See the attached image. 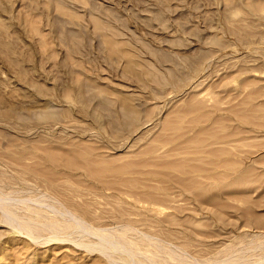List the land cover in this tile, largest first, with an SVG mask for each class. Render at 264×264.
<instances>
[{"label":"rangeland","instance_id":"374dc122","mask_svg":"<svg viewBox=\"0 0 264 264\" xmlns=\"http://www.w3.org/2000/svg\"><path fill=\"white\" fill-rule=\"evenodd\" d=\"M0 25V264H264V0H0Z\"/></svg>","mask_w":264,"mask_h":264},{"label":"bare ground","instance_id":"6f19581e","mask_svg":"<svg viewBox=\"0 0 264 264\" xmlns=\"http://www.w3.org/2000/svg\"><path fill=\"white\" fill-rule=\"evenodd\" d=\"M4 23V22H3ZM1 25H2V22H1ZM1 25H0V27H1ZM4 25H2V27H3ZM4 28V27H3ZM3 28H0V36L3 38V36H4V34H3V30H5V29H3ZM3 29V30H2ZM5 38V37H4ZM66 150V149H65ZM68 151V150H67ZM66 151V152H67ZM66 155V154H65ZM61 184V183H60ZM56 185V184H55ZM59 185V184H58ZM2 193H4L3 191H2ZM63 193V192H62ZM65 194V193H64ZM66 195V194H65ZM57 196V195H56ZM0 197H2V196H0ZM6 197V196H5ZM5 197H3L2 198V201L4 200V198ZM69 197H71V196H69ZM65 199V198H64ZM69 202H71V201H69ZM81 202V201H80ZM2 203L3 202H0V207L2 208ZM65 203V202H64ZM4 204V203H3ZM83 205V204H82ZM46 206V205H45ZM76 206H78V205H76ZM64 207V206H63ZM63 207H61L60 205H57V204H55V205H51L50 207H48L47 208V206H46V208L49 210V211H47V212H49V213H51V215L52 214H55V215H58V216H66L65 218H67L66 220L67 221H69L68 219H70V220H73V222L74 223H71L73 226H71V224H70V228H71V231H75V230H73V229H75V226H79V227H85V223H86V221H84V220H82V219H80L81 217L80 216H78V214L76 215L74 212L73 213H71V212H68V214L67 213H62V211H61V209H63ZM14 208V207H13ZM31 208H32V206H31ZM35 208H37V207H35ZM66 208V207H65ZM69 208V207H68ZM79 208V207H78ZM15 209V208H14ZM3 210H6V209H3ZM37 210V209H36ZM70 210V209H69ZM74 210V209H73ZM6 211H8L9 213H10V211H12L11 209L9 210V209H7ZM14 212H18L19 210H13ZM12 211V212H13ZM38 211H40V210H38ZM82 211V210H81ZM19 212H21V211H19ZM31 212H32V210H31ZM79 212V211H78ZM77 212V213H78ZM36 213V212H35ZM39 213V212H38ZM41 213V212H40ZM39 213V214H40ZM92 213V212H91ZM32 214V215H31ZM38 214V215H39ZM43 214V213H42ZM42 214H40L41 215V217H42ZM94 214V213H93ZM35 214H33V213H30L29 212V215L27 214V213H25L24 212V215L23 214H21V213H17V214H15L14 213V217H16V218H18L17 219V221L18 222H20V224H25L26 222L28 223V221H35V222H33V224L34 223H36V224H38V228H37V230L38 229H40L41 227L40 226H42V227H48L49 229H51L52 230V232H54L53 230H55V229H60V227H57L58 225H57V222L56 221H47L46 219V221L45 220H41V221H43V223L40 221V222H38L37 223V220L40 218L39 216L36 218L35 216H34ZM50 215V216H51ZM80 215V214H79ZM104 215V214H103ZM110 215V214H109ZM36 216H37V214H36ZM14 217H13V219H14ZM53 217V216H52ZM55 217V216H54ZM16 218H15V220H16ZM63 218V217H62ZM65 218H63V219H65ZM35 219V220H34ZM90 219V218H89ZM1 220H3V219H1ZM15 220H13L12 222H9V223H11V224H13V226H18L19 225V223L17 222V223H14V221ZM40 220V219H39ZM57 220V219H56ZM3 221H5V220H3ZM16 222V221H15ZM22 222H25V223H22ZM71 222V221H70ZM41 223V224H40ZM32 224V223H31ZM35 224V225H36ZM40 224V225H39ZM59 224V223H58ZM69 224L67 223L66 225H68L67 226V228L69 227ZM27 225V224H26ZM57 225V226H56ZM60 225H62V224H59V226ZM20 226V225H19ZM18 226V227H19ZM28 226H30V225H28ZM33 226V225H32ZM31 226V227H32ZM27 227V226H26ZM31 227H29L28 229L30 230V228ZM35 227V226H34ZM36 227H37V225H36ZM64 227H66L65 225H64ZM22 228H23V225H22ZM21 229V228H20ZM58 229V230H59ZM22 230V229H21ZM37 230H35L33 227H32V229L30 230V231H28V234L30 235V234H33V233H35V234H38L39 232L37 231ZM50 230V231H51ZM77 231L80 233V231L77 229ZM78 234V233H77ZM81 234V233H80ZM85 235V234H84ZM159 259V258H158ZM157 259V261H158V264H170V262H169V259L168 258H165V259H162V260H158ZM175 259V258H174ZM232 264H237V263H235V262H233Z\"/></svg>","mask_w":264,"mask_h":264}]
</instances>
